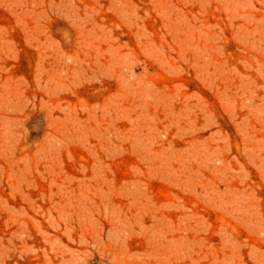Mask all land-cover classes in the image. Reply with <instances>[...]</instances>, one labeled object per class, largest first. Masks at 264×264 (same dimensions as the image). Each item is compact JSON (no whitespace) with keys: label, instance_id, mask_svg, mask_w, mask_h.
I'll return each instance as SVG.
<instances>
[{"label":"rangeland","instance_id":"1","mask_svg":"<svg viewBox=\"0 0 264 264\" xmlns=\"http://www.w3.org/2000/svg\"><path fill=\"white\" fill-rule=\"evenodd\" d=\"M0 264H264V0H0Z\"/></svg>","mask_w":264,"mask_h":264}]
</instances>
